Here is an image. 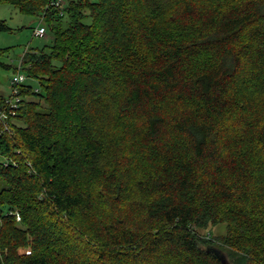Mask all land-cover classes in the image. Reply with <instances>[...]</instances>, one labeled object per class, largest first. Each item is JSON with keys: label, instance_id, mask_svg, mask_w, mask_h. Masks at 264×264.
<instances>
[{"label": "trees", "instance_id": "1", "mask_svg": "<svg viewBox=\"0 0 264 264\" xmlns=\"http://www.w3.org/2000/svg\"><path fill=\"white\" fill-rule=\"evenodd\" d=\"M56 1L0 0L53 37L0 61V264H264V0Z\"/></svg>", "mask_w": 264, "mask_h": 264}, {"label": "rangeland", "instance_id": "2", "mask_svg": "<svg viewBox=\"0 0 264 264\" xmlns=\"http://www.w3.org/2000/svg\"><path fill=\"white\" fill-rule=\"evenodd\" d=\"M59 1L62 2V6H65L73 0ZM0 20H4L11 29L8 33H0V48L6 49L0 57V61L5 64L18 67L24 52L33 49H41L52 43L53 37L51 33L39 18L22 14L17 8L11 5H0ZM86 22L89 23L90 19H86ZM39 27L46 28V34L44 37H35L33 35V31ZM17 75L18 74H16L14 68L4 69L0 67V95L5 97L10 96L11 80ZM225 230L226 226L219 224L211 228L210 233L211 236L217 237L224 235ZM199 232L201 235H207L205 230H199ZM226 264L231 263L227 262Z\"/></svg>", "mask_w": 264, "mask_h": 264}, {"label": "built area", "instance_id": "3", "mask_svg": "<svg viewBox=\"0 0 264 264\" xmlns=\"http://www.w3.org/2000/svg\"><path fill=\"white\" fill-rule=\"evenodd\" d=\"M53 5H55L56 7H59L62 5V2L57 0L56 2L53 3ZM33 35L35 37H44L45 36V29L43 27H39L37 29L34 30ZM24 81V76L23 75H17L15 77L12 78L11 80V94L12 95H17V89L13 88L14 85L20 84ZM19 100L16 99L14 102H12V105H14V103L18 102ZM0 119L3 120L5 119V115L1 114L0 115ZM8 160L3 158L0 155V164H3L4 166L8 165Z\"/></svg>", "mask_w": 264, "mask_h": 264}, {"label": "water", "instance_id": "4", "mask_svg": "<svg viewBox=\"0 0 264 264\" xmlns=\"http://www.w3.org/2000/svg\"><path fill=\"white\" fill-rule=\"evenodd\" d=\"M212 252L216 253L217 255H219V252L217 250H212ZM222 264H224V260H222Z\"/></svg>", "mask_w": 264, "mask_h": 264}]
</instances>
